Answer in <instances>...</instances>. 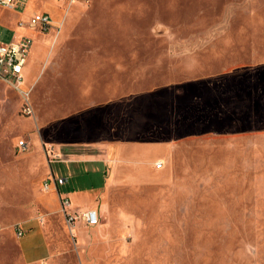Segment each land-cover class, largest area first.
<instances>
[{"label":"rangeland","instance_id":"rangeland-1","mask_svg":"<svg viewBox=\"0 0 264 264\" xmlns=\"http://www.w3.org/2000/svg\"><path fill=\"white\" fill-rule=\"evenodd\" d=\"M25 1L0 7V41L32 40L28 102L0 81V264H24L31 218L67 262L264 264V0ZM52 6L48 32L17 27ZM120 143L162 144V168L122 185L113 158L88 161ZM50 174L95 192L76 214L116 176L97 240L41 207Z\"/></svg>","mask_w":264,"mask_h":264},{"label":"crops","instance_id":"crops-1","mask_svg":"<svg viewBox=\"0 0 264 264\" xmlns=\"http://www.w3.org/2000/svg\"><path fill=\"white\" fill-rule=\"evenodd\" d=\"M26 5V1L23 0L22 7ZM48 8V7H47ZM48 13L52 18V23L55 24L54 19L56 18L57 8L55 6L50 7L47 11H45V7H42L40 12H35L31 14L32 17L34 14L38 13ZM29 17V18H30ZM16 29H18L16 27ZM31 52V50H30ZM30 54V53H29ZM28 62V59H27ZM27 65V64H26ZM26 68V66H25ZM24 68V73L28 74V71ZM29 70V69H28ZM24 84L27 87V82L24 76ZM103 154L99 156V158L89 157L88 161L92 164H103L107 163L108 156L113 158V162L117 165V168L122 169L127 173L125 175L124 180L121 181L122 185H136L139 183L145 182V178L148 176L154 177L155 168V160L162 157V154L166 152V148H163V145L160 143H120L115 145H106L103 148ZM119 183L116 176L113 178L105 179L103 183L105 196L103 198L98 199L93 205H87L90 207H86V211L88 210H98V214L100 217H105L108 214V205L105 202L107 193L112 190ZM154 184V182H153ZM65 186V185H62ZM42 193H46L41 189ZM91 190V191H90ZM86 189L85 192L68 191L65 194H61L59 192V187L53 188L51 187L47 195H41L38 197V202L41 207L47 211V213H58L60 217H64L61 212V203L60 199L62 197H67L70 201V208L72 207V203L70 197H79L82 193H86V199L89 196L94 195L93 189ZM97 191V190H94ZM90 193V195L88 194ZM84 195V194H83ZM91 204V203H90ZM98 204V206L96 205ZM96 205V206H95ZM98 207V208H97ZM85 211V212H86ZM25 223V231H27L26 235L17 238V246L19 249V253L24 264H84V260L82 258H78L75 262H67L64 261V258L61 256V247L57 252H54L53 244L51 243L49 234L47 232L46 226L43 223H39L35 218H31ZM19 224V223H18ZM17 225V224H15ZM23 226V225H22ZM88 227L80 224L79 231L81 235V240L84 242L88 239V241L93 242L102 236V232H104L102 227ZM65 228H69V226H64ZM87 228H90L88 232L85 231ZM85 233V235H84Z\"/></svg>","mask_w":264,"mask_h":264},{"label":"built area","instance_id":"built-area-1","mask_svg":"<svg viewBox=\"0 0 264 264\" xmlns=\"http://www.w3.org/2000/svg\"><path fill=\"white\" fill-rule=\"evenodd\" d=\"M22 0H0V7L7 10H14L22 6ZM17 27H27L39 31L40 33L48 32L52 27V18L48 13L42 12L34 14L27 22L19 21ZM32 40L27 37L13 39L7 43L0 41V81L8 84L25 102L29 99V89L24 84V68L31 50ZM29 114L32 113L28 108ZM18 148H23L25 143L20 141ZM157 170L162 168L161 163H156ZM66 178L57 177L50 174L41 184L44 192H49L50 188L62 186L66 182ZM61 212L67 225L70 227L76 222H82L85 226L94 227L99 224V214L96 210H88L86 212L76 214L70 210V201L67 197L60 199ZM17 238L25 234V229L21 224L14 226Z\"/></svg>","mask_w":264,"mask_h":264}]
</instances>
